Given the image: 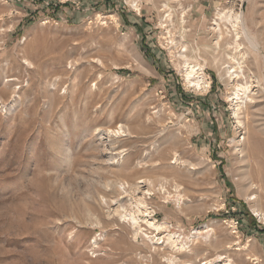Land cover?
I'll return each instance as SVG.
<instances>
[{
	"label": "rangeland",
	"instance_id": "374dc122",
	"mask_svg": "<svg viewBox=\"0 0 264 264\" xmlns=\"http://www.w3.org/2000/svg\"><path fill=\"white\" fill-rule=\"evenodd\" d=\"M44 1L0 0V264H264L253 212L264 214V0H188L181 21L158 6L137 17L119 0ZM229 11L251 36L236 48ZM184 46L208 91L187 86ZM244 84L239 126L232 101ZM119 125L126 136L108 135ZM164 180L179 186V208L169 187L170 202L155 190ZM139 181L185 251L133 236L115 213L148 218L141 194L117 185Z\"/></svg>",
	"mask_w": 264,
	"mask_h": 264
},
{
	"label": "bare ground",
	"instance_id": "6f19581e",
	"mask_svg": "<svg viewBox=\"0 0 264 264\" xmlns=\"http://www.w3.org/2000/svg\"><path fill=\"white\" fill-rule=\"evenodd\" d=\"M226 18L229 21V23L231 24V28H232L233 33H234V45H235V48H236V47H238L237 41L240 39L241 35H245L246 37H248L250 35L247 36V34H246L248 32H246V30H245V26H244L243 21H242L241 12H238V13L235 14L232 11H229V13H228ZM213 30H215L216 35H217L216 41L214 42V49H219V40L221 39V36H222V32H221V29H220V24L219 23L215 24V27L213 28ZM186 48L187 47L184 46V49L181 51L182 53L180 54V57H182L184 59L185 64H186L185 71H184V75H185L184 78H185V81L187 83V86L189 88H192L194 91H197V92H206V90L208 89V85L209 84L205 80V77L203 75V72H202V70H203L202 67L203 66L201 67L198 64H193V63L190 62V60L187 58V56H185L183 54L184 52H186ZM253 48H254V50H257L256 45H253ZM188 54H189V52H188ZM243 59H244V57H241V61H239L240 58H238V57H235V56L230 57V60L233 61L234 64H237V69L239 70L238 72L240 74H242V66H243L242 64L244 62ZM232 68L233 67H231V69H230V67H229V70H227L226 73L229 74L230 70H231L230 74H234L235 76L233 78L236 79V77L238 76L239 73H237L235 71V68H233V69ZM242 77H243V75H242ZM248 87L249 86H247L245 84H244V87L238 86L236 88V90H235L234 98H233V101H232L233 102L232 113H233V115H234V117L236 119L237 125H239V126L242 125V122L240 120V116L239 115H240V110L242 108V104L245 105V101L244 100H246V96H247L248 93L246 94V96H244V95L249 90ZM246 101H248V100H246ZM250 101H251V99H250ZM244 109H245V107H244ZM126 133L127 132L125 131V128L122 125H119L116 130H114V131L110 130L108 132V135L117 138V137H121V136H126L127 135ZM143 183H145V181L144 182L143 181H139L137 183V186L135 185V187L133 185L130 186V185L126 184V183H120V184L117 183V185H118L119 190L122 193H124V194L128 193V189H129V193H133L134 194L136 192L137 194H141L140 195L141 197H138L134 201L135 202V207L138 209L139 214L146 215L148 218H146V219L143 218L141 220L138 217L137 213H135L134 211L132 212L131 209H130L131 212H129V211L126 210L127 208L124 209L125 207L124 208L121 207L119 209L115 208V213H117L119 215V217L122 218V219L128 218L127 220H129L131 222L132 229H133V231H135L133 236L138 237L137 236L138 234H144L152 246L153 245L160 246L159 244L163 243V241L162 242L160 241V236H162V235H160L159 237H157L158 235H156V234L154 236H148L147 235L148 233L144 232L146 230L141 228V225L139 224L140 222H142L143 224L146 225V227L148 229H153V231H157V234H158L159 231H163L164 232V231L168 230V225L166 223H164V222L157 223V222H155L153 220V218L150 217L151 214L154 211L151 210V208L147 205V203L145 202V197L144 196L146 194L147 195H151V192H149L148 190L142 191V189L141 190L139 189V188H146L145 185L138 186V184H143ZM147 184H149L148 186L150 187V183L148 182ZM152 185L153 184L151 183V186ZM168 187L171 189L172 192H174L173 196L176 197L175 201L177 203V208H179V205H180V203L182 201L181 200L182 196L179 194V191H180L179 189L180 188H179V186L177 184H175V182H174V184H171L170 186L167 185L166 181L165 182H161L159 184L158 188L155 189V190L159 194L166 195L165 201H169L168 198L170 197V191L168 190ZM166 199H168V200H166ZM112 204L113 205H117L116 201H114V203H112ZM118 206L120 207V205H118ZM253 212L256 214L257 217H259L260 219H263L264 214H262L259 210L253 208ZM122 221H124V220H122ZM206 228H208V227L207 226L204 227V229H206ZM205 232L207 233L208 231L205 230ZM165 237L167 239L166 242H165V245L170 243L171 247H175L173 250H175L176 252H183V251H185L186 247L188 246L186 244V242L181 240L179 235L176 236L175 234H170V232H167L165 234ZM192 238H195V237L191 236V237L188 238V240L190 241ZM196 238L197 239L200 238V239H203V240L204 239L207 240L208 235H206V236H197ZM189 243H191V242H189ZM156 249L157 248H155V251H156ZM152 251H154V250H152ZM223 258H225V257L218 256L217 257V261L215 263H219L220 260L223 259ZM163 261L166 264H177L178 263V261L173 256L171 258H166ZM204 264H214V262L212 260H209V261L205 262ZM219 264H222V263H219ZM223 264H225V263H223Z\"/></svg>",
	"mask_w": 264,
	"mask_h": 264
},
{
	"label": "built area",
	"instance_id": "2783aa9c",
	"mask_svg": "<svg viewBox=\"0 0 264 264\" xmlns=\"http://www.w3.org/2000/svg\"><path fill=\"white\" fill-rule=\"evenodd\" d=\"M187 1L188 0H119V7L121 11L132 13V14H135V16L137 17H141L142 16L141 13L142 11L146 9V7H149L152 9L151 13L149 14L151 16L153 15L154 11H156L154 8L158 6L159 9L157 10V12L160 15H162L163 19L165 20H171V19L177 20L178 19L179 21H181L185 17L187 11L191 9V5H190V8H186L184 10L182 9L181 6H183V4H187ZM64 2H65L64 0H46L43 2V6L49 9L51 7H56L57 4H60V3L64 4ZM202 72H204V69L202 70ZM208 79L209 77L205 78L206 81H208ZM210 83H211V80H209L208 82L209 84L208 89L210 87ZM147 196H148L147 198L150 199V196L152 195H147ZM150 217L153 218L155 222H158L156 219V212H153ZM202 227L204 228L206 226H202ZM171 229H172L171 226L168 225L167 232H169ZM233 229H234L233 233H235L237 230V222L234 224ZM197 234H199L197 230L192 231V235H197ZM175 235L177 236L179 234L176 233ZM193 237H195L194 239H197L196 236H193ZM162 238L163 237H160L161 242L163 241L161 240ZM159 245L166 246L167 244L165 245V241H163V243L162 244L160 243ZM186 248H188V246ZM137 255H139V253ZM200 264H204V263L202 262Z\"/></svg>",
	"mask_w": 264,
	"mask_h": 264
}]
</instances>
